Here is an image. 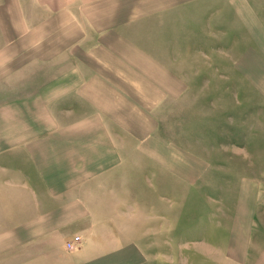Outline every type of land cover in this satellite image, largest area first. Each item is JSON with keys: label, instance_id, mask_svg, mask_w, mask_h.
Returning <instances> with one entry per match:
<instances>
[{"label": "crops", "instance_id": "obj_1", "mask_svg": "<svg viewBox=\"0 0 264 264\" xmlns=\"http://www.w3.org/2000/svg\"><path fill=\"white\" fill-rule=\"evenodd\" d=\"M205 20L241 44L187 46ZM209 49L227 68L192 64ZM235 73L264 136V0H0V264H149L174 212L160 199L213 181L212 158L161 138V109L217 101ZM248 143L230 221L209 233L218 264H264V142Z\"/></svg>", "mask_w": 264, "mask_h": 264}, {"label": "rangeland", "instance_id": "obj_2", "mask_svg": "<svg viewBox=\"0 0 264 264\" xmlns=\"http://www.w3.org/2000/svg\"><path fill=\"white\" fill-rule=\"evenodd\" d=\"M183 24L187 23H150L148 25L152 26L151 29L168 34V31L173 30V26L176 27L175 30H184L180 28ZM212 24L210 20L191 23L194 26L193 30H197L202 36H197L187 42V46L203 47L206 45L227 51L233 41L236 47L241 44L236 35L235 39L226 37L223 41L220 36L215 37L218 32ZM187 26L189 28V25ZM204 34H206L205 37ZM159 40H161L160 44L163 49L167 51L169 40L167 38ZM144 42L147 40L144 39ZM207 54L205 56L192 53L189 55L190 61L196 67L207 63L210 65L214 62H222L227 68L226 65L230 64L229 55L225 52L214 54L209 49ZM211 54H213L212 59ZM160 56L163 60H167L170 54L164 52ZM236 56L238 55L235 53ZM224 72L226 73L227 70L225 69ZM207 78L201 81L202 85L193 86V97L208 88L207 83L210 79ZM240 81V75L235 73L233 82L226 83L222 87H214L218 90L217 101H192L190 105L181 102L176 104L172 112L171 108L168 111V107L161 109L159 116L161 138L165 141L175 140L189 152L188 154L193 153L212 158L214 163L211 162L210 169H212L213 181H199L191 185L176 181L172 200L160 199L170 206L173 204L174 212L169 217L164 216L165 224H160V242L152 246L151 240H148L146 247L150 259L149 264H218L211 255H207L210 251L208 244L213 241L209 233L219 227L218 223L230 221L235 186L233 182L235 176L232 173L233 164L236 161V163L247 166L248 151L245 149L250 146L248 141L252 137L256 138V141L260 138L264 142L263 129L256 125L254 118L256 117L255 109L252 108L249 111L247 105L242 102V99H246L245 95L253 96L254 92L247 87H241ZM242 88H247V90L243 91ZM253 127L254 131L249 133L248 130ZM258 131L261 134H257ZM160 189L162 194L161 185ZM76 247L75 244L74 248Z\"/></svg>", "mask_w": 264, "mask_h": 264}, {"label": "built area", "instance_id": "obj_3", "mask_svg": "<svg viewBox=\"0 0 264 264\" xmlns=\"http://www.w3.org/2000/svg\"><path fill=\"white\" fill-rule=\"evenodd\" d=\"M80 241L79 236H75L73 240H70L66 243V247L68 249H73L75 247V244Z\"/></svg>", "mask_w": 264, "mask_h": 264}]
</instances>
